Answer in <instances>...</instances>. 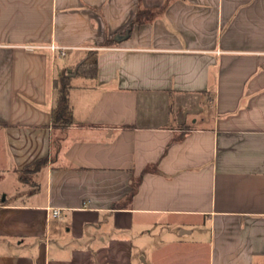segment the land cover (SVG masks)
I'll return each mask as SVG.
<instances>
[{
  "label": "crops",
  "instance_id": "1",
  "mask_svg": "<svg viewBox=\"0 0 264 264\" xmlns=\"http://www.w3.org/2000/svg\"><path fill=\"white\" fill-rule=\"evenodd\" d=\"M0 264H264V0H0Z\"/></svg>",
  "mask_w": 264,
  "mask_h": 264
},
{
  "label": "trees",
  "instance_id": "2",
  "mask_svg": "<svg viewBox=\"0 0 264 264\" xmlns=\"http://www.w3.org/2000/svg\"><path fill=\"white\" fill-rule=\"evenodd\" d=\"M89 54L87 58L83 59L81 62L75 66L71 74L83 75L85 77H95L97 70V61L94 58L89 61ZM70 77L64 75L57 84L58 100L54 111V124L60 126H66L72 122V110L69 105L68 95L70 91Z\"/></svg>",
  "mask_w": 264,
  "mask_h": 264
},
{
  "label": "built area",
  "instance_id": "3",
  "mask_svg": "<svg viewBox=\"0 0 264 264\" xmlns=\"http://www.w3.org/2000/svg\"><path fill=\"white\" fill-rule=\"evenodd\" d=\"M52 50H59L62 55H65V50L62 48H59L58 46H52ZM60 215V210H54L53 211V217H58Z\"/></svg>",
  "mask_w": 264,
  "mask_h": 264
},
{
  "label": "rangeland",
  "instance_id": "4",
  "mask_svg": "<svg viewBox=\"0 0 264 264\" xmlns=\"http://www.w3.org/2000/svg\"><path fill=\"white\" fill-rule=\"evenodd\" d=\"M88 60H90V61H91V60H92V57H91V56H89V59H88Z\"/></svg>",
  "mask_w": 264,
  "mask_h": 264
}]
</instances>
